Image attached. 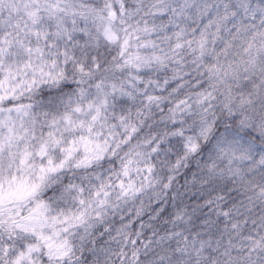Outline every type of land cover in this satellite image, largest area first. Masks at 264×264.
<instances>
[{
	"label": "snow or ice",
	"instance_id": "6c2138e0",
	"mask_svg": "<svg viewBox=\"0 0 264 264\" xmlns=\"http://www.w3.org/2000/svg\"><path fill=\"white\" fill-rule=\"evenodd\" d=\"M0 264H264V0H0Z\"/></svg>",
	"mask_w": 264,
	"mask_h": 264
}]
</instances>
